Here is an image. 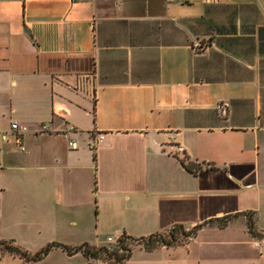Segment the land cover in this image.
Wrapping results in <instances>:
<instances>
[{
  "label": "crops",
  "instance_id": "crops-1",
  "mask_svg": "<svg viewBox=\"0 0 264 264\" xmlns=\"http://www.w3.org/2000/svg\"><path fill=\"white\" fill-rule=\"evenodd\" d=\"M237 212L264 230V0H0V240L100 246ZM126 264H264V238L241 214Z\"/></svg>",
  "mask_w": 264,
  "mask_h": 264
},
{
  "label": "trees",
  "instance_id": "trees-1",
  "mask_svg": "<svg viewBox=\"0 0 264 264\" xmlns=\"http://www.w3.org/2000/svg\"><path fill=\"white\" fill-rule=\"evenodd\" d=\"M181 163L191 172L201 169V164L191 161L186 155L180 158ZM246 216V223L249 233L257 238H264V230H259L255 226L253 214L251 212H237L235 214L224 215L211 218L201 223H197L189 229L184 228L182 224H175L162 232H154L147 236L134 237L123 232L114 243L107 245H90L87 243L80 246L70 247L58 242H50L37 250L29 252L28 250L15 244L13 240H0V258L5 254L17 256L23 261H37L42 259L48 252L56 247L65 250L68 254L81 252L88 259H101L109 264H126L134 247L140 245L147 250H152L158 246H173L188 241L196 236L198 230L206 224H216L219 227H225L229 221L239 215Z\"/></svg>",
  "mask_w": 264,
  "mask_h": 264
},
{
  "label": "built area",
  "instance_id": "built-area-1",
  "mask_svg": "<svg viewBox=\"0 0 264 264\" xmlns=\"http://www.w3.org/2000/svg\"><path fill=\"white\" fill-rule=\"evenodd\" d=\"M11 128L14 131V138L16 145L20 150H24V135L28 132V126L19 124L17 121H13ZM50 129V124L48 122L41 123L38 129V132H47ZM76 129L73 125L68 124L63 130L62 135L66 138V142L69 148H76V138L74 136ZM170 138H173V135L169 134ZM104 138V134L100 133L96 136L94 140L95 143L100 142ZM111 240V238H109Z\"/></svg>",
  "mask_w": 264,
  "mask_h": 264
},
{
  "label": "rangeland",
  "instance_id": "rangeland-1",
  "mask_svg": "<svg viewBox=\"0 0 264 264\" xmlns=\"http://www.w3.org/2000/svg\"><path fill=\"white\" fill-rule=\"evenodd\" d=\"M112 243H114V241Z\"/></svg>",
  "mask_w": 264,
  "mask_h": 264
}]
</instances>
